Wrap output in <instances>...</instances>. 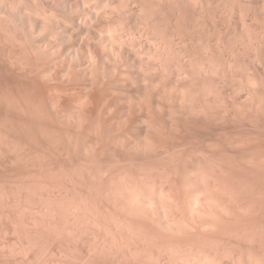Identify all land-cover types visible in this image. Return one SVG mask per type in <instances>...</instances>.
Instances as JSON below:
<instances>
[{
  "label": "rangeland",
  "instance_id": "1",
  "mask_svg": "<svg viewBox=\"0 0 264 264\" xmlns=\"http://www.w3.org/2000/svg\"><path fill=\"white\" fill-rule=\"evenodd\" d=\"M0 217V264H264V0H0Z\"/></svg>",
  "mask_w": 264,
  "mask_h": 264
},
{
  "label": "bare ground",
  "instance_id": "2",
  "mask_svg": "<svg viewBox=\"0 0 264 264\" xmlns=\"http://www.w3.org/2000/svg\"><path fill=\"white\" fill-rule=\"evenodd\" d=\"M80 20L82 21V19H80ZM73 21H74V20H73ZM76 21H77V20H76ZM78 21H79V19H78ZM81 21H80V22H81ZM74 22H75V21H74ZM80 22H78V25H79V26H77L76 24H75V25H76V27H79V29L81 30V28L83 29V25H82V24H85V23H82V22H84V21L81 22L82 24H81ZM76 23H77V22H76ZM72 24H74V23L72 22ZM75 25H74V26H75ZM81 25H82V26H81ZM74 26L71 25L72 29L75 28ZM73 27H74V28H73ZM68 29H69V28H68ZM72 29H71V30H72ZM80 30H79V31H80ZM69 31H70V29H69ZM72 31L74 32V30H72ZM76 31H77V32H76ZM76 31H75L76 34H79V35L81 36V34L78 33V28H77ZM81 31H82V30H81ZM83 31H85V30H83ZM83 31H82V34H84ZM117 31H118V30L115 29V31H112L113 33H111V30H110V32H108V33H107V31H106L105 34L108 35V34L111 33V35H114V34H115V35L117 36V34H118ZM119 31H120V30H119ZM119 31H118V32H119ZM73 32H72V33H73ZM85 32H87V31H85ZM67 33H68V30H67ZM69 33H71V31H70ZM69 33H68V34H69ZM89 33H90V31H88V34H89ZM116 33H117V34H116ZM121 33H123V31L120 32V34H121ZM76 34L74 33V35H73V34H70V35L75 36ZM86 34H87V33H85V36H86ZM92 34H93V33H92ZM96 34L99 36V34L101 35V32H99V34H98V33H96ZM102 34H103V33H102ZM120 34H119V35H120ZM79 35H76V38L78 37L79 39H78L77 41H80V42H81V40H80V36H79ZM94 35H95V34H94ZM94 35H88L89 37L86 36V38L89 39V38H91V36L95 38ZM97 35H96L95 40L98 38ZM106 35H104V36H106ZM111 35H110V36H111ZM115 35H114V36H115ZM68 36H69V35H68ZM73 36H72V37H73ZM83 36H84V35H82L81 38H83ZM85 36H84V39H83V40L85 41V44H86V40H87V39H85ZM101 36H102V35H101ZM104 36H102V37H104ZM110 36L108 35V37H110ZM72 37H71V39H72ZM108 37H107V39H108ZM120 37H121V35H120ZM122 37H123V36H122ZM122 37H121V38H122ZM74 38H75V37H74ZM94 38H93V40L91 39V40H88V41H93V42H94V41H95ZM118 38H119V36H118ZM118 38L116 39V37H115V38H112V37H111V40H112V39L115 40V42H114V41H112V42L115 43V44L117 43V45H116V46H117V47H116V51H115V49L113 48V47H115V46L113 45V43L111 44V45H113V47L110 46V44H109V46H110L111 48H109V47H108L109 49L106 48L108 45L106 44V42H105V43L103 42V38H101V39H102V42H101V39H100V41L97 40V41H99V42H98L99 44H95L96 46L93 45V46H95V48L93 47L95 50H96V47H97V46H99V47L101 48L102 45H106V46H105V50L109 51L110 49H113V50L109 51L108 53H110V54H111V53H112V54H113V53L116 54V52H117V54L119 55V56H118V55L116 54V55H117V58H116V59L114 58V60H113L114 54L112 55V58H111V57H109V56H111V55H109L107 52L105 53V50H103L102 52L105 54V56H103V54H102V57H104L105 60H104V58H102V60H104V63H105L106 60L108 61V60L111 58L112 61H113V63H114V61L116 60V63L119 64V62L121 61V59H123V57H125V56H121V55H120V53H121L122 55L125 54V52H123L124 54L122 53V51H124V49L122 48V47H124V43H121V42L123 41V39H120V38L118 39ZM98 39H99V38H98ZM59 40H60V39H59ZM69 40H70V39H69ZM111 40L109 39V41H111ZM60 41H61V40H60ZM66 41H68V40L66 39ZM66 41H65V42H66ZM74 41H76V39H75ZM97 41L94 42V43H97ZM109 41H108V42H109ZM42 42H44V43H42ZM42 42L40 43L41 45L38 43L37 46H42V44L44 45V44L46 43V41H42ZM62 42L64 43L63 40H62ZM72 42H73V41H72ZM82 42H83V41H82ZM108 42H107V43H108ZM123 42H124V41H123ZM58 43H60L61 46H63L61 42L58 41ZM75 43H76V44L78 43L77 45L80 44L79 42H75ZM100 43H101V45H100ZM102 43H103V44H102ZM110 43H111V42H110ZM46 44L48 45V44H50V43H48V41H47ZM46 44L44 45V47L47 48ZM76 44H75V45H76ZM82 44H83V43H82ZM82 44H81V45H82ZM85 44H84V45H85ZM122 44H123V46H122ZM51 45H52V44H51ZM65 45H66V44H65ZM72 45H74V44H72ZM77 45H76V46H77ZM81 45H80V46H81ZM88 45H89V44H88ZM88 45L86 44V46H88ZM118 45H120L121 48H120V46H118ZM49 46H50V45H49ZM49 46H48V47H49ZM58 46H59V48H60V45L57 44V46H56V50L59 49ZM80 46H79V47H80ZM86 46H84V47L87 48ZM42 47H43V46H42ZM44 47H43V48H44ZM73 47H74V46H72L71 48L69 47V50H71ZM77 47H78V46H77ZM79 47H78V48H79ZM88 47H89V49H88L89 52H92V53H93V51H91L92 48H90V45H89ZM43 48H42V52L46 49V48H45V49L43 50ZM49 48H50V47H49ZM49 48H48V49H49ZM51 48H52V47H51ZM51 48H50V49H51ZM57 48H58V49H57ZM64 48H65V47H64ZM74 48L76 49V47H74ZM74 48H73V50H74ZM82 48H83V46H82ZM85 48H84V49H85ZM100 48H97V49L100 50ZM103 48H104V47H102L101 50H102ZM37 49H38V48H37ZM39 49H41V48H39ZM52 49H53V48H52ZM67 49H68V47L66 48V50H67ZM94 49H93V50H94ZM117 49H118V51H117ZM56 50H55V51H56ZM59 50H60V49H59ZM76 50H78V49H76ZM76 50H75V51H76ZM81 50H82V49H81ZM81 50L79 49L78 51H81ZM86 50H87V49H86ZM121 50H122V51H121ZM38 51H41V50H38ZM45 51H46V50H45ZM53 51H54V50H52V52H53ZM112 51H115V52H112ZM119 51H120V53H119ZM46 52H47V51H46ZM84 52H86V51H84ZM89 52H88L87 54H88V55H92V54H90ZM98 52H99V51H98ZM44 53H45V52H44ZM44 53H42V54H44ZM65 53H66V51H65ZM67 53H70V52L67 50ZM67 53H66V54H67ZM73 53H74V52H73ZM77 53H78V52H76V55H77ZM79 53H80V52H79ZM81 53L83 54V51H81ZM95 53H96V52H94V54H95ZM97 54H98V53H97ZM99 54H101V52H100ZM107 54H108L109 56H108V58L106 59ZM44 55H45V54H44ZM61 55H62V54H61ZM61 55H59L58 57H60ZM83 55H84V54H83ZM126 55H127V54H126ZM67 56H68V55H67ZM69 56H70V55H69ZM81 56H82V55H81ZM86 56H87V55H86ZM94 56L96 57V55H94ZM120 56H121V57H120ZM43 57H44V56H43ZM43 57L40 56V58H43ZM70 57H71V56H70ZM77 57H78V56H77ZM87 57H88V56H87ZM90 57H92L93 60H92ZM90 57H88V59H91L92 61L90 60V61H91V62H90L91 64H90V63H89V64L91 65V67H93V69H94V68L96 69L95 71H93V72H94V75H95V73H98L97 70L100 69L99 67H101V63H102V66H103V62H102V60H101V63L99 64V63H97V62H99V61H97V60H99V59H97L98 57L95 58V60H96L97 62L94 61V57H93V55L90 56ZM118 57H120V58H119V60H120L119 62H118ZM46 58H47V56H46ZM54 58H55V57H54ZM65 58H66V57H65ZM48 59H49V57H48ZM50 59H53V58H50ZM50 59H49V60H50ZM55 59H56V58H55ZM57 59L59 60V58H57ZM60 59H62V58H60ZM66 59H67V58H66ZM86 59H87V58H86ZM86 59H85V60H86ZM111 59H110V60H111ZM124 59H125V58H124ZM124 59H123V60H124ZM44 60H45V59H44ZM49 60H48V61H49ZM110 60H109V61H110ZM123 60H122V61H123ZM45 61H47V60H45ZM45 61H44V62H45ZM54 61H55V60H54ZM59 61H60V60H59ZM59 61H58V62H59ZM107 61H106V62H107ZM109 61H108V62H109ZM122 61H121V62H122ZM126 61H127V60H126ZM40 62H41V60H40ZM42 62H43V61H42ZM55 62L58 63L57 61H55ZM55 62H54V63H55ZM60 62H61V61H60ZM62 62H63V60H62ZM82 62H83V64H84V59H83ZM88 62H89V60H88ZM93 62H94L95 64H94ZM124 62H125V60H124L121 64H123ZM46 63H47V62H46ZM68 63H69V62H67V64H68ZM80 63H81V62H80ZM111 63H112V62H109L108 64L111 65ZM113 63H112V65H111V67L114 66ZM51 64H52V63H51ZM87 64H88V63L86 62V65H87ZM93 64H94V65H93ZM97 64L99 65V67H98ZM105 64H106V63H105ZM108 64H107V65H108ZM117 64L115 65V66H116L115 68H119V67L121 66V64H119L118 67H117ZM125 64H127V62H126ZM37 65H38V64H37ZM37 65H36V66H37ZM45 65H48V64H45ZM57 65H58V64H57ZM61 65H63V64L61 63ZM65 65H66V64H65ZM68 65H69V64H68ZM95 65H96L98 68H96ZM107 65H106V66H107ZM123 65H124V64H123ZM36 66H35V68L38 69V67H36ZM50 66H52V65H50ZM63 66H64V65H63ZM70 66H71V65H70ZM78 66H79V65H78ZM82 66H84V65H82ZM106 66H104L103 69H105ZM41 67H42V66H41ZM41 67H40V65H39V68H41ZM46 67H47V66H46ZM48 67H49V66H48ZM53 67H55V66H53ZM68 67H69V66H68ZM108 67H109V66H108ZM111 67H110V69H111ZM124 67L126 68L127 66L124 65ZM128 67H130L129 64H128ZM42 68H43V67H42ZM42 68H41V69H42ZM56 68H57V67H56ZM74 68H75V67H74ZM81 68H84V67H81ZM125 68H123V66H122V69H124V71H125ZM50 69H51V68H50ZM68 69H69V68H68ZM113 69H114V68H113ZM119 69H120V68H119ZM129 69H130V68H129ZM34 70H35V69H34ZM42 70H43V69H42ZM48 70H49V69H48ZM48 70H47V71H48ZM51 70H52V69H51ZM53 70H54V69H53ZM106 70H108V68L105 69L104 73L106 72ZM115 70H116V69H115ZM115 70H113V71H115ZM120 70H121V69H120ZM61 71H62V70H61ZM111 71H112V70H111ZM113 71H112V72H113ZM117 71H118V72H117ZM126 71H127V69H126ZM41 72H42V71H41ZM51 72H53V71H51ZM51 72H50V73L47 72V73H48V74H51ZM56 72H57V71H56ZM58 72H59V71H58ZM108 72H109V71H108ZM108 72H106L105 74H107ZM116 72H117L118 75H119L120 73H121V74H120L121 76L123 75V74H122V73H123V70H121L120 73H119V70H116ZM127 72H128V71H127ZM127 72H126V73H127ZM39 73H40V72H39ZM39 73H38V74H39ZM44 73H45V72H44ZM44 73H43V74H44ZM54 73H55V70H54ZM173 73H174V72H173ZM108 74H109V73H108ZM110 74H111V72H110ZM174 74L176 75L177 73H174ZM44 75H47V74L45 73ZM44 75H43V76H44ZM51 75H52V74H51ZM97 75H98V74H97ZM97 75H96V76H97ZM115 75H116V74H115ZM128 75H129V73L127 74V76H128ZM47 76L49 77V75H47ZM125 76H126V75H125ZM50 78H51V77H50ZM92 78H94V77H92ZM95 78H97V77H95ZM95 78H94V79H95ZM48 79H49V78H48ZM176 81H177V80H176ZM175 84H176V83H175ZM173 86H174V85H173ZM174 88H177V87H174ZM174 88H173V89H174ZM55 89H56V88H55ZM61 89H62V88H61ZM58 90H60V89H58ZM60 91H62V90H60ZM174 91H176V90L174 89L172 92H174ZM60 93H61V92H60ZM81 103H82V102H81ZM81 105H82V104H81ZM81 105H80V107L83 106V105H82V106H81ZM84 105H85V104H84ZM82 108H83V107H82ZM82 108H81V109H82ZM0 218H1V217H0ZM0 220H1V222H2V219H0ZM1 222H0V223H1ZM1 225H2V224H0V228H1ZM3 225H4V224H3ZM3 225H2V227H3ZM4 226H6V225H4ZM9 227H10V226H9ZM16 227H17V230L19 231L20 228L18 229V226H15V229H16ZM19 227H20V226H19ZM1 229H2V228H1ZM1 229H0V230H1ZM3 229H4V228H3ZM5 229H7V227H6ZM10 229H11V228H10ZM12 229H13V228H12ZM21 229H22V228H21ZM1 231H2V230H1ZM1 231H0V234H1ZM18 231H17V232H18ZM22 231L24 232V230H22ZM6 232H7V230H6L4 233H6ZM9 232L12 233V231H9ZM9 232H8V235H9ZM20 232H21V231H20ZM14 233H15V232H14ZM21 233H22V232H21ZM18 234H19V232L16 233V237H18V236H17ZM5 235H7V234H5ZM0 236H1V235H0ZM2 236H3V235H2ZM20 236H21V235H20ZM22 236H24V234H23ZM25 236H26V235H25ZM25 236H24V237H25ZM7 237H8V238H11V237H9V236H7ZM12 237H13V236H12ZM14 237H15V235H14ZM24 237H23V238H24ZM18 238H19V237H18ZM21 238H22V237H21ZM2 239H3V237H2ZM2 239L0 238V240H2ZM4 239H6V238H4ZM15 240H16V239H15ZM17 240H19V239H17ZM6 241H7V240H5V241H3V242H2V241L0 242V245H1V246H0V257H1V255H2L1 252L3 251V250H2V243H5ZM8 241H9V240H8ZM12 241H13V240H12ZM32 241H33V240H32ZM13 242H14V241H13ZM20 242H21V240H20ZM34 242H36V241H34ZM10 243H11V242H10ZM10 243H9V244H10ZM15 243L18 244L16 241H15ZM21 243H22V242H21ZM21 243H20V244H21ZM36 243H37V242H36ZM9 244H8V246H9ZM11 244H12V243H11ZM32 244H33V243H32ZM4 245H5V244H4ZM6 245H7V244H6ZM13 245H14V243H13ZM13 245H12V246H13ZM18 245H19V244H18ZM34 245H35V243H34ZM10 246H11V245H10ZM10 246H9V247H10ZM19 246H20V245H19ZM19 246L16 245V247H19ZM21 246H22V245H21ZM36 246L39 247L38 245H36ZM36 246H35V248H34V246H30V247H33V250H34V249L37 248ZM3 247H4V246H3ZM14 247H15V245H14ZM16 247H15V248H16ZM3 249H5V248H3ZM6 249H8V248L6 247ZM6 249H5L4 251H6ZM30 249H31V248H30ZM48 249H49V248H48ZM1 250H2V251H1ZM49 250H50V249H49ZM4 251L2 252L3 254H4ZM7 251H8V250H7ZM34 251H36V250H34ZM46 251H48V250H46ZM31 252H32V251L30 250V254H31ZM50 252H52V251H50ZM5 253H6V252H5ZM8 253H9V252H8ZM8 253H7V254H8ZM47 253L50 254L49 252H47ZM33 254H34V252H33ZM40 254H41V253H40ZM45 254H46V253H44V255H45ZM26 255L29 256V254H26ZM31 255H32V254H31ZM35 255H36V254H35ZM37 256H38V254H37ZM50 256H52V255H50ZM3 257H4V256H3ZM32 257H33V256H32ZM35 257H36V256H35ZM35 257H33V258H35ZM41 257H42V256H41ZM46 257H47V255H46ZM46 257H45V258H46ZM28 258H29V257H28ZM28 258H27V259H28ZM45 258H44V259H45ZM47 258H48V257H47ZM50 258H51V257H49L48 259H50ZM25 259H26V257L24 258V260H25ZM1 260H3V258L0 259V261H1ZM22 260H23V259H22ZM29 260H30V259H29ZM29 260H28L27 263H30ZM31 260H32V258H31ZM34 260H35V259H34ZM39 260H41L40 257H39ZM39 260H38V261H39ZM42 260H43V259H42ZM45 260L47 261L46 264H48V260H47V259H45ZM45 260H43V261H45ZM35 261H37V259H36ZM49 261H50V260H49ZM31 262H33V261H31ZM39 262H40V261H39ZM0 263H1V262H0ZM13 263H14V262H13ZM13 263H12V264H13ZM22 263H24V262H22ZM33 263H34V262H33ZM35 263H36V262H35ZM15 264H16V263H15ZM17 264H19V263H17ZM31 264H32V263H31ZM37 264H38V263H37ZM44 264H45V263H44Z\"/></svg>",
  "mask_w": 264,
  "mask_h": 264
}]
</instances>
